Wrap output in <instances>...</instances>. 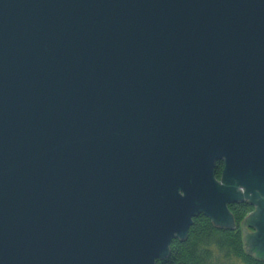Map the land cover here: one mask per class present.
Listing matches in <instances>:
<instances>
[{"label":"water","instance_id":"95a60500","mask_svg":"<svg viewBox=\"0 0 264 264\" xmlns=\"http://www.w3.org/2000/svg\"><path fill=\"white\" fill-rule=\"evenodd\" d=\"M237 204L264 262V0H0V264L162 263Z\"/></svg>","mask_w":264,"mask_h":264},{"label":"trees","instance_id":"16d2710c","mask_svg":"<svg viewBox=\"0 0 264 264\" xmlns=\"http://www.w3.org/2000/svg\"><path fill=\"white\" fill-rule=\"evenodd\" d=\"M222 163L214 165V178L219 179ZM234 220V231L210 226L202 215L191 220L185 240H172L168 256L162 263L155 264H264L243 251L240 223L253 211L247 204L227 206Z\"/></svg>","mask_w":264,"mask_h":264}]
</instances>
